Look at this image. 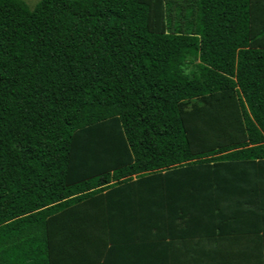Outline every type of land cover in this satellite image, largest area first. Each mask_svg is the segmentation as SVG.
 Listing matches in <instances>:
<instances>
[{
  "label": "trees",
  "instance_id": "trees-1",
  "mask_svg": "<svg viewBox=\"0 0 264 264\" xmlns=\"http://www.w3.org/2000/svg\"><path fill=\"white\" fill-rule=\"evenodd\" d=\"M0 264H264V0H0Z\"/></svg>",
  "mask_w": 264,
  "mask_h": 264
},
{
  "label": "rangeland",
  "instance_id": "rangeland-1",
  "mask_svg": "<svg viewBox=\"0 0 264 264\" xmlns=\"http://www.w3.org/2000/svg\"><path fill=\"white\" fill-rule=\"evenodd\" d=\"M29 8H33V6L39 1V0H24Z\"/></svg>",
  "mask_w": 264,
  "mask_h": 264
}]
</instances>
